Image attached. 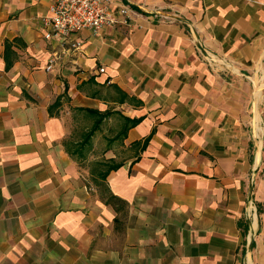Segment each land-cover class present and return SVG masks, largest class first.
Segmentation results:
<instances>
[{
  "label": "crops",
  "instance_id": "0c3cea01",
  "mask_svg": "<svg viewBox=\"0 0 264 264\" xmlns=\"http://www.w3.org/2000/svg\"><path fill=\"white\" fill-rule=\"evenodd\" d=\"M53 2L0 0V264H264V0Z\"/></svg>",
  "mask_w": 264,
  "mask_h": 264
},
{
  "label": "built area",
  "instance_id": "2783aa9c",
  "mask_svg": "<svg viewBox=\"0 0 264 264\" xmlns=\"http://www.w3.org/2000/svg\"><path fill=\"white\" fill-rule=\"evenodd\" d=\"M112 4V0H54L48 18L53 32L47 33L46 38H65L71 33L86 29L98 32L106 25H114L116 20L113 16ZM121 11L127 16L129 8L123 5ZM72 47L78 49L79 43H73ZM197 49L203 53L209 66L221 69L231 67L229 61L206 50L202 43H197ZM46 69L50 71L52 64ZM100 72H105V69L102 68Z\"/></svg>",
  "mask_w": 264,
  "mask_h": 264
},
{
  "label": "trees",
  "instance_id": "16d2710c",
  "mask_svg": "<svg viewBox=\"0 0 264 264\" xmlns=\"http://www.w3.org/2000/svg\"><path fill=\"white\" fill-rule=\"evenodd\" d=\"M6 46L9 47V44H7ZM59 103H60V100L58 102H56L55 105H59ZM90 112L97 117V120L95 121L92 129L89 130L88 132H86V134L84 135V140L82 142V147H84L86 144L89 143V141L93 137L94 133L100 128V125H101V123L103 121V118L108 116V114H101V113H99L97 111H90ZM129 123H130L131 126H133V125L136 124V121H129ZM147 142H148V140L145 141V145L147 144ZM137 145L138 144H135V146H137ZM98 165L105 167V169L103 171H99V173H98V176L101 179H106V177L108 176V174L112 170H116V169H118L121 166V164L116 163V162H114L112 160H109V161H106V162H99Z\"/></svg>",
  "mask_w": 264,
  "mask_h": 264
},
{
  "label": "rangeland",
  "instance_id": "374dc122",
  "mask_svg": "<svg viewBox=\"0 0 264 264\" xmlns=\"http://www.w3.org/2000/svg\"><path fill=\"white\" fill-rule=\"evenodd\" d=\"M102 139V138H101ZM97 148L98 151H102L104 148H105V142L104 140H98L96 143H95V146Z\"/></svg>",
  "mask_w": 264,
  "mask_h": 264
}]
</instances>
